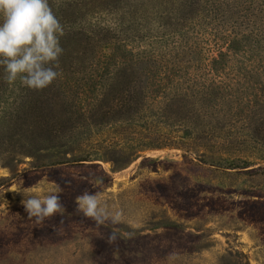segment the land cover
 Returning <instances> with one entry per match:
<instances>
[{"label":"trees","instance_id":"obj_1","mask_svg":"<svg viewBox=\"0 0 264 264\" xmlns=\"http://www.w3.org/2000/svg\"><path fill=\"white\" fill-rule=\"evenodd\" d=\"M49 4L64 28L60 75L32 90L0 68V138L45 142L55 126L74 145L64 162L122 169L146 150L178 149L264 172V0Z\"/></svg>","mask_w":264,"mask_h":264},{"label":"rangeland","instance_id":"obj_2","mask_svg":"<svg viewBox=\"0 0 264 264\" xmlns=\"http://www.w3.org/2000/svg\"><path fill=\"white\" fill-rule=\"evenodd\" d=\"M62 134L1 135L0 264H264L263 171L217 169L178 149L146 150L122 169L64 162L74 145ZM55 188L63 215L37 225L22 191ZM85 192L121 220L99 225L78 212Z\"/></svg>","mask_w":264,"mask_h":264},{"label":"clouds","instance_id":"obj_3","mask_svg":"<svg viewBox=\"0 0 264 264\" xmlns=\"http://www.w3.org/2000/svg\"><path fill=\"white\" fill-rule=\"evenodd\" d=\"M63 35L64 28L49 0H0V68L3 69V79L8 84L19 79L23 86L32 90L47 88L60 75ZM33 191L37 190L22 191L21 203L29 219L34 218L40 225L47 218L63 215L64 207L57 194L59 188L51 189L45 196L33 195ZM75 203L78 212L99 225L121 220V213L108 211L98 195L85 192L76 198Z\"/></svg>","mask_w":264,"mask_h":264}]
</instances>
